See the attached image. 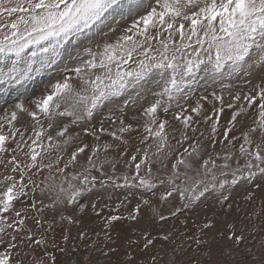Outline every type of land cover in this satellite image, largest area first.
<instances>
[{"label": "snow or ice", "instance_id": "1", "mask_svg": "<svg viewBox=\"0 0 264 264\" xmlns=\"http://www.w3.org/2000/svg\"><path fill=\"white\" fill-rule=\"evenodd\" d=\"M66 45L67 71L34 90ZM0 59V264H144L127 249L157 240L172 246L166 264H264V0H0ZM201 80L249 87L225 105L223 91L196 96ZM86 209L95 238L58 242L55 226Z\"/></svg>", "mask_w": 264, "mask_h": 264}, {"label": "rangeland", "instance_id": "2", "mask_svg": "<svg viewBox=\"0 0 264 264\" xmlns=\"http://www.w3.org/2000/svg\"><path fill=\"white\" fill-rule=\"evenodd\" d=\"M65 47H66V51L64 53L63 59L58 61L57 63L53 64L51 68L47 69L46 71L41 73L39 76L35 77V78H38V77H40V78L35 83L32 82L31 86L34 90H37V91L42 90L43 86L45 84H47L50 80L56 79L59 76V74L67 71V69L64 68L63 65L68 62L67 52L73 51V49H72L71 45H66ZM5 63L6 62L4 60L0 59V68H3ZM7 63L9 66H11L10 61ZM19 67L22 69L24 67V65L21 64V65H19ZM248 87L249 86L241 80H235V81H227L226 80L224 82H216V83H212V82L205 83L203 80H201L200 83L197 85V88H196V96L198 97L200 95H210L212 92H216L219 94L221 91H223V95L225 97V105H226L229 102L231 92L236 91V90L247 91ZM13 94H12V96L14 98L15 94L14 95ZM218 103L219 102H216L217 105H218ZM205 107H206V109L211 111L213 105L211 103L205 102ZM253 109H255V105L253 106ZM133 112H135L136 115L139 116V109L138 108L137 109H130L128 111V115L126 117H124V119L126 122L138 124L139 121H131L130 120V117L133 115ZM231 112H232L231 109H228L227 107H225V111L220 117L221 131H223V126L226 124L227 120L230 118ZM251 115H252V110L249 111L248 116L239 118L238 127H243V126L248 125L251 122L249 119V117ZM29 121H30V117H27L26 115H22L19 118L18 123L27 125V123ZM106 126H108V125L106 124ZM201 127L203 128L204 126L202 125ZM139 135H140V133H133V136L137 137V139H138ZM177 135H178V133H177ZM108 139H110V137H107V136L102 137V140H108ZM84 140H85V142H87L89 144L92 143V139L90 137H84ZM172 142L175 143V141H172ZM133 143L135 144L136 141L134 140ZM237 143H239V142H237ZM219 147H220V145L218 144L217 148L219 149ZM69 151H71V149H69ZM86 155L87 154H83L81 157L78 158L80 164H85V166H86V161H85ZM101 159H103V157H101ZM241 163H243L242 160H241ZM122 166L123 165L121 162L118 165V168H122ZM234 195H235L237 201L243 207L244 201L242 200V197L244 195V191L242 189H237L234 191ZM117 196H121L120 191H117L116 193L113 194V198H112V201H110V203H112L113 205L118 203V200L116 199ZM260 198H261V196H260V193L258 191L257 192V202L255 204V207H259ZM91 199H98V197H91ZM82 203H84V204L89 203V198H85L82 201ZM101 203H103V201H101ZM135 203H136V201H135V199H133L132 202L127 205V208L121 207L120 211L127 214V212L134 207ZM253 207H254L253 205L249 204L247 206L248 211L251 212L253 210ZM110 214H112V213H110L107 208H105L103 210V215H110ZM233 214H235V210H233ZM43 215L45 216V218L50 217V213H48L47 211H45V213H43ZM189 215L192 216L193 214H189ZM78 217L82 221V223L79 226H75V225L70 226V225H67L66 223L65 224H57L55 226V235H56V239L58 242L61 241V237L65 232H68L71 236L75 237L76 233L79 232L81 229L86 230L89 233V235L93 236V239L95 238L94 232L98 231L102 227L101 218L97 217L94 213H92L90 209H86L85 213H83V214L78 213ZM261 218L264 219V214H262ZM28 224L33 228L34 231L36 230V225H35L34 221L29 220ZM45 227H47V225H45ZM189 227H191V225H189ZM112 234H113V237L118 240L117 247L119 248V251L114 254L113 259L116 261L123 260L124 259V252L127 249L126 238L129 235H131L129 223L127 221L117 222L113 228ZM49 236H51V233L49 234ZM101 236H103V233H101ZM133 238L135 239L136 237H133ZM257 242H258V238H257ZM171 248H172V246H169L167 244H164L162 241L157 240L155 242V244L153 246H151L146 251H141L138 246H133L131 249H127V250L132 251V254L136 257V260H141L144 262V264H151L152 257L159 253V256H162L163 259H160L158 256L157 257V264H166V262L170 259L171 255H172ZM49 251H53V249L49 248ZM37 255H39V253H37ZM238 258L239 257H237V259ZM64 259L65 258L62 254L57 253V264H63ZM187 259H188L187 254H182V255L178 254L177 255L178 261L183 260V261L187 262ZM133 264H134V262H133Z\"/></svg>", "mask_w": 264, "mask_h": 264}]
</instances>
